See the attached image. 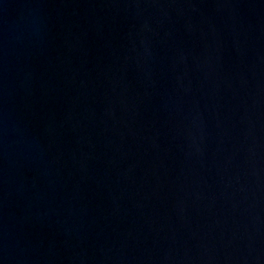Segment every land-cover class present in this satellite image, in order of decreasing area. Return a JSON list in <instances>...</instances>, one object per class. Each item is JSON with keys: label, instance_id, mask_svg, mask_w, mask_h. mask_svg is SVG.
<instances>
[{"label": "water", "instance_id": "1", "mask_svg": "<svg viewBox=\"0 0 264 264\" xmlns=\"http://www.w3.org/2000/svg\"><path fill=\"white\" fill-rule=\"evenodd\" d=\"M0 264H264V0H0Z\"/></svg>", "mask_w": 264, "mask_h": 264}]
</instances>
